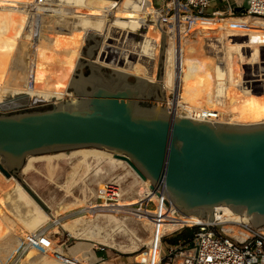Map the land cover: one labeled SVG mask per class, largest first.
<instances>
[{
    "label": "bare ground",
    "instance_id": "obj_1",
    "mask_svg": "<svg viewBox=\"0 0 264 264\" xmlns=\"http://www.w3.org/2000/svg\"><path fill=\"white\" fill-rule=\"evenodd\" d=\"M118 5L121 7L112 15L111 10ZM168 8L170 11L175 9L176 12L166 17L167 21L159 22L152 0H0V108L4 110L15 108L18 103L11 97L14 99L15 96L21 95L29 99V104L56 105L61 103L60 100L70 97L67 91L78 61L83 59V50L87 47L90 37L102 38L99 56L97 55L95 61L97 64L150 82L148 87L150 91L154 86L151 84L159 82L161 51L164 49L166 38L169 45L165 53L161 83L164 84L166 91L169 112L186 118L196 115L201 118L199 121L215 124L236 126L264 124L263 114L251 116L253 120L248 123H239L237 119L219 122L212 118L218 117L233 105V101L222 103V96L226 94L231 96L232 100L243 98L241 95L243 92L247 93L245 100L251 96H264V88L260 87V84L264 83V17L248 13L235 15L230 12L227 14L232 15L229 17L231 19L226 20L224 25L218 20L203 18L206 15L190 14L183 6L180 7V11L186 14H181L177 0L169 5L166 3L162 10L158 9L167 14ZM226 26H229V32ZM72 36L75 40H71ZM140 39L146 41L142 43ZM225 44L228 52L237 46L244 56L235 53L231 59L232 53L227 54L225 63L221 59L223 57L221 48L223 49ZM198 50L209 53L217 63L214 60L212 62L215 64L210 63L211 60L204 54H200L197 59ZM106 52L110 54L108 60H105ZM254 54L257 55L256 64L253 60ZM112 58L115 62L110 63ZM27 64L33 69L29 75ZM241 72L246 80H250L249 76L255 77L254 80L257 82L254 88L257 87L261 92L253 87L244 88V91L239 89L236 91L230 87L228 92L225 85L221 86L227 79L230 83L233 79L242 81V77L239 79ZM12 76L16 77L20 84L16 86L17 88L4 87L5 81ZM207 85L210 86L208 89ZM206 92L210 93V97L213 96L211 98L213 105H206L207 97L203 98ZM52 97H55L54 101L51 100ZM209 108L216 110L209 112ZM261 109L264 112V106ZM242 112L238 117H242ZM75 159L87 164L81 179V175L78 176L80 184L86 182L91 175L101 191L108 186L115 191V195L108 198L104 193L99 195L98 191L93 190L92 197H88L89 200H83L75 205L60 203L56 206L53 199L44 200V204L52 210L49 214L16 178L6 177L0 171V186L3 190L6 186L14 188L11 189L12 193L14 195L15 192L20 193L32 211V220L23 223V226L19 223L17 230H14L16 233L10 237L13 239L10 243L12 247L8 249H5L9 238L8 231L1 230L0 264H68L70 254L68 255L63 249L64 245H60L58 239L52 236L53 233L56 235L65 233L72 239L81 237L86 242H94L101 246L84 249L76 243L70 248L75 264H94L95 250L103 246L122 253H134L140 250L137 242L143 244L142 247L150 244V238L147 237L144 241L138 239L134 229L131 230L128 226V222L136 220L144 225L147 231L153 230L148 215L156 211L153 210L154 203L152 200L144 199L149 194L150 181H143L126 162L117 160L111 152L80 149L70 154L30 156L21 171V176L24 178L33 172L39 163L46 164L53 172L57 171L55 163L71 164ZM121 169L126 173L122 176L118 174L117 181L102 183L107 176L110 177ZM127 178L133 180L130 187H127ZM97 179L101 181L98 182ZM29 186L36 191V185L34 187L29 183ZM101 199L104 201L101 202ZM147 210L151 211L146 213ZM68 213L71 214L67 215ZM77 213L80 215L76 216ZM73 215L76 217H70ZM183 217L181 221L183 225L216 223L223 234L234 237H247L248 231L242 224L251 221L226 206L216 208L214 221H207L194 215ZM178 225L168 222L160 227L159 233L160 235L170 233ZM120 233L130 237L131 243H118L116 237ZM134 238L138 241L136 242ZM160 253V247L157 246L154 253L156 259ZM35 256L37 258H34ZM182 261L179 259L177 264H181Z\"/></svg>",
    "mask_w": 264,
    "mask_h": 264
},
{
    "label": "water",
    "instance_id": "obj_2",
    "mask_svg": "<svg viewBox=\"0 0 264 264\" xmlns=\"http://www.w3.org/2000/svg\"><path fill=\"white\" fill-rule=\"evenodd\" d=\"M249 5L243 0L234 14H247ZM91 41V54L83 52L68 88L72 97L49 105L29 104L21 95L11 97L15 108H0V171L16 178L49 213L21 176L27 159L106 150L150 181L183 216L214 221L216 208L226 206L264 228V124H215L169 112L161 83L166 38L159 82L150 91V82L97 64L102 38L90 37L87 45Z\"/></svg>",
    "mask_w": 264,
    "mask_h": 264
},
{
    "label": "rangeland",
    "instance_id": "obj_3",
    "mask_svg": "<svg viewBox=\"0 0 264 264\" xmlns=\"http://www.w3.org/2000/svg\"><path fill=\"white\" fill-rule=\"evenodd\" d=\"M154 1H155V6L154 5L153 6L155 7V11H157V13H156L157 21H159V22L167 21L166 17H168V13L166 14L164 11L159 10L160 8H163V6H162L163 3L160 5V3L163 0H154ZM156 1H158V2H156ZM164 1L168 5H169V3L173 2V0H164ZM120 7L121 6L118 5L115 8H113V10H111L113 12L112 15ZM168 9H167V12L170 11V9L169 10ZM208 15L211 16V15H213V13L209 12ZM229 17H231V16H229ZM229 17H224L223 21L231 19ZM203 18H206V17H203ZM169 28H170V26H169ZM168 32H169V30H168ZM69 39H70V35H69ZM71 40H75V38L72 36ZM93 46H94V44L91 41L87 45L86 50L84 52L87 53V55H88L90 53V48H92ZM98 56H99V54H98ZM83 57L86 58V56H83ZM105 57H106L105 60L110 59V54L108 52H106ZM209 59L211 60L210 63H213V64L217 63L213 58H209ZM213 60L215 63L212 62ZM220 64L222 65L221 62H220ZM27 68H28L27 73L29 75V74H31L33 69L29 64H27ZM141 77H143V76H141ZM143 78H146V77H143ZM19 84H20L19 80L16 77L12 76V77H8V79L5 81L4 87H6V88H17L16 86ZM62 93L64 94V92H62ZM241 95H243V98L239 97L237 100L238 101L237 103L233 102V105H230L229 110L225 109V111L221 115H219L218 117H212V118L214 120H218L219 122H226V121H229L232 119H237V122H239V123H241V122L248 123V122H252V120H253V118L251 116L255 117L257 114H260V115L263 114L264 115V112L261 109V107L264 106V99H263L264 96H262V95L251 96L249 99H247L248 100V102H247V100L244 99V97L247 98V93L244 94V92H243ZM205 96L207 97L206 105L207 106H210V104L213 105V101H211V98H213V96L210 97V93H208V94L205 93L203 98ZM225 96H222L223 97L222 103H224V104L227 102V99L225 98ZM70 97H72L71 94H70ZM253 100H256V102H258V103H255V102L249 103ZM206 105L204 104V106H206ZM44 106H48V105H44ZM38 107H43V106H38ZM201 110L203 111V108H201ZM214 110H216V109L215 108H209L208 109L209 112L214 111ZM240 112H242L241 118L238 117ZM75 160H77V161H75ZM75 160H73V162L71 164L70 163L69 164L55 163L54 165H55V169L57 168L56 169L57 171L54 170L53 172L50 169H48L46 164L39 163V164H37V167L35 168V170L33 172L29 173L27 176L24 175L25 177L23 176L24 177L23 179L27 180L34 187L36 185L35 188H36L37 192L35 191V193L42 199V201L44 203H45L44 200L51 201L53 199L52 201L53 202L55 201L54 204L56 206L60 203L61 204L64 203V205L67 203L70 205L79 204V203L83 202V200L88 199V197L89 198L92 197L93 192L97 191L99 186L97 184H95V181L93 180L94 178H92L91 175H90V177L87 178L86 182H83V184L82 183L80 184L78 182V176L81 175L80 176V179H81L82 175L84 174V172L87 169V164L80 162L79 159H75ZM60 165H62V166H60ZM50 172H51V175H50ZM125 173H126V171L121 169L118 172L114 173L112 176H110V177L107 176V178L104 179L102 181V183L103 184H105V182L106 183H108V182L114 183L115 181H117V175L118 174L122 176ZM97 181L100 182L101 180L99 181L97 179ZM127 181H128L127 187H130L131 182L133 180L127 178ZM92 182L95 185H93ZM29 183H27V184L29 185ZM78 186L81 188H79ZM7 188H10V189H7ZM11 189L13 190L14 188L6 186L5 187V190L7 191L6 192L5 190H3L2 187L0 188V232L2 229H5L8 231V234H9V238L7 239L5 249L12 247L10 245V243L13 242V239L10 237L13 236L14 233H16L14 230H17V226L19 225V223H21V225L23 226V223L30 222L29 221L30 219L32 220L31 207H28L26 200H24V198L22 197V195L20 193L15 192V195H14V193H12ZM136 197L137 196H135V198ZM66 200H67V202H66ZM20 211H22L23 213ZM18 212L20 214L21 213L22 214L20 215ZM13 213H15V214H13ZM50 213H52V210L49 211V214ZM70 214L71 213H68L67 215H70ZM67 215H65V216H67ZM75 215L78 216L80 214L77 213ZM75 215L70 216V217H76ZM81 215H82V213H81ZM13 219H15V220H13ZM135 224H137V225H135ZM24 225H27V224H24ZM128 226L131 230L134 229L133 231L135 233H137L136 237L138 239L143 240V241L147 239L148 231L146 230L145 227H143L144 225H142L140 222H137L136 220H131V223L128 222ZM50 227L53 228V226H50ZM261 229H264V228H261ZM52 236L57 238L60 245H64L63 249L66 251V253L68 255L70 254L68 264L69 263L75 264L74 257L70 253V248L73 247L76 243L80 244L84 249H87L85 247L92 248L93 246H100L94 242H86V240L81 238V237L72 239L65 233H62L61 235H56L53 233ZM116 239L118 240L117 241L118 243H122V244H128V243L130 244L131 243L130 237L123 235L121 233L117 235ZM137 241L138 240H136V242ZM137 243L140 246L139 247L140 251L136 252V253H122V252H119V251H116V250H113V249H110V248H107L104 246H103L104 248L102 247L103 248L102 250L96 249L95 250L96 262L94 264H142L145 262L144 260L147 259L146 258L147 252L146 253L144 252L145 249H144V247H142L143 244H141L140 242H137ZM70 258H71V262H70ZM100 259L101 260L103 259V260L101 261ZM178 261H179V259L176 260V264L178 263Z\"/></svg>",
    "mask_w": 264,
    "mask_h": 264
},
{
    "label": "built area",
    "instance_id": "obj_4",
    "mask_svg": "<svg viewBox=\"0 0 264 264\" xmlns=\"http://www.w3.org/2000/svg\"><path fill=\"white\" fill-rule=\"evenodd\" d=\"M177 2L181 14H186L180 11L181 6L187 8L190 14L206 16L212 8L211 0H177ZM237 2V6H239L243 0H237ZM249 2L247 13L264 17V0H249ZM152 3L155 6L154 0H152ZM175 12V9L169 11L168 17ZM230 12L234 14V9ZM191 119L200 120L201 118L195 115ZM97 191L99 195L104 193L108 198L115 195V191L108 188V186L102 189L103 192L100 188ZM144 199L145 201L152 200L154 203L153 210H156L153 214L148 215L153 230L148 231L150 244L144 246V252H147L145 264H176L177 259L183 260L181 264H264V231L261 228H254L249 222L243 223L245 230L248 231V236L234 237L223 234L216 223L183 225L181 224L182 218H184L183 215L167 200L162 192L152 189L151 182L149 194ZM103 201L104 199H101V202ZM149 211L151 210L145 212L148 213ZM168 217H170L169 220H167ZM168 222L179 225L172 232L160 235V227ZM194 229L197 230L187 240L180 238L186 230ZM157 237L159 238L158 242ZM158 243L161 253L156 259L154 253Z\"/></svg>",
    "mask_w": 264,
    "mask_h": 264
},
{
    "label": "crops",
    "instance_id": "obj_5",
    "mask_svg": "<svg viewBox=\"0 0 264 264\" xmlns=\"http://www.w3.org/2000/svg\"><path fill=\"white\" fill-rule=\"evenodd\" d=\"M212 1V8H211V10L209 11V12H212L213 13V15H211V16H206V18H212L213 20H218V21H220L221 22V24H224L225 25V22H226V20H224L223 21V18L224 17H229V16H232V15H230V14H227V13H229L230 12V10H232V9H234V8H236V6L238 5V2H237V0H211ZM156 2H158V1H156ZM163 3V7L165 6V4H166V2L163 0L161 3H160V5ZM239 6H241V5H239ZM161 10H162V8H160ZM223 25V29L225 30V26ZM229 26H226V30H228V32H229V28H228ZM209 29H210V27H209ZM210 31V30H209ZM211 33V31L209 32V34ZM231 33V32H230ZM206 34V33H205ZM225 35H226V33H225ZM221 51H222V54H223V57H221V59L222 60H224L225 61V63H226V56H227V54H230V53H232V58L231 59H233V57H234V55H235V53H238V54H240L241 56H244V54L238 49V47L237 46H235V48L234 49H231V51L230 52H228L227 51V45L225 44L224 46H223V49L221 48ZM200 54H204V55H206L208 58H211L210 57V55H209V53H207V52H205V51H202V50H198L197 51V54H196V58L197 59H199V57H200ZM198 56V57H197ZM256 58H257V55L255 56V54H254V57H253V60H255V64H256ZM225 63H224V65H225ZM243 76V72H241V75L239 76V79L241 78ZM220 79V78H219ZM218 79V80H219ZM255 82H257V81H255V80H246L244 77H242V81H235L234 79L232 80V82L230 83L229 82V80L227 79L226 80V82H224V83H222L221 84V86H224L225 85V87H226V90H228V92H230V87H233L234 89H236V91H238L237 89H239L240 91H244V88H247V87H253V89H257L259 92H261V90H259L257 87L256 88H254V86H255ZM245 86V87H244ZM263 87L264 88V83H262V84H260V87ZM206 87V86H205ZM210 86L209 85H207V87H206V89H208ZM217 90H219V89H217ZM263 92V91H262ZM207 93V92H206ZM228 94H226V96H227ZM225 96V97H226ZM226 99H227V102H229V101H233V102H236L237 100H238V98H236V99H234V100H232V98H231V96L229 97V95L226 97ZM252 103H258V102H256V100H253V101H251ZM158 247H160V245H158ZM140 251V250H139ZM138 251V252H139ZM134 253H136V252H134ZM144 261H146V260H144ZM142 264H144V263H142Z\"/></svg>",
    "mask_w": 264,
    "mask_h": 264
},
{
    "label": "trees",
    "instance_id": "obj_6",
    "mask_svg": "<svg viewBox=\"0 0 264 264\" xmlns=\"http://www.w3.org/2000/svg\"><path fill=\"white\" fill-rule=\"evenodd\" d=\"M194 231H196V229L195 230H186L185 232L182 233L180 238L187 240L188 238L191 237V235L193 234Z\"/></svg>",
    "mask_w": 264,
    "mask_h": 264
}]
</instances>
